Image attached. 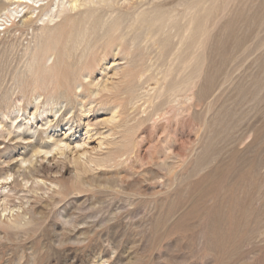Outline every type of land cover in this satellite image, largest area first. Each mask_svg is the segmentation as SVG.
Wrapping results in <instances>:
<instances>
[{
  "label": "rangeland",
  "instance_id": "374dc122",
  "mask_svg": "<svg viewBox=\"0 0 264 264\" xmlns=\"http://www.w3.org/2000/svg\"><path fill=\"white\" fill-rule=\"evenodd\" d=\"M36 1L0 0V38L25 45L32 27L87 9L103 26L68 67L66 95L54 84L47 104L39 89L37 110L36 93L12 95L0 176L4 155L14 164L50 135L114 159L81 181L64 160L39 174L50 189L1 183L0 264H264V0H188L193 28L178 0L170 19H154L148 0ZM29 12L43 22L21 27Z\"/></svg>",
  "mask_w": 264,
  "mask_h": 264
},
{
  "label": "bare ground",
  "instance_id": "6f19581e",
  "mask_svg": "<svg viewBox=\"0 0 264 264\" xmlns=\"http://www.w3.org/2000/svg\"><path fill=\"white\" fill-rule=\"evenodd\" d=\"M77 1L78 0H71V7L76 8ZM170 1L172 2V0H148L149 7L146 10L156 13L154 19L163 18L164 16L170 19L174 16L173 13L175 11L173 6H169V4H171ZM37 2L38 1L35 3ZM86 2H88V0ZM177 2L185 5V11L190 13L189 27H196L194 4L187 3L188 0H178ZM144 15L147 14L143 13L141 15V20L145 18ZM61 20V22L54 26L42 23L44 25L32 27V31L35 30L36 32L34 31V34L31 35V39L28 40L25 45L20 42L19 37H13L10 40L0 38V136L4 137L6 135H11V131L5 128L4 118L9 117L11 114L18 115L20 110V100H18V104L14 106H11L10 103L11 97L16 91L20 92L22 96L26 94L34 95L36 93L34 97V109L36 110L39 104L37 98L39 89L44 88L48 90L46 103L58 93L54 84L62 86V90L59 92L61 96L68 93L70 89L68 76L66 75L69 69L68 67L76 64L84 56L85 49L91 45L92 40L96 39L97 30L103 26L102 15L97 13V8L85 10L82 16L74 17L70 15L65 16ZM37 21L43 22L41 14L32 18L31 12H29L23 15L19 23L21 27H23L30 26L33 22ZM114 23L115 21L113 24ZM107 28L109 29L111 27L107 26ZM30 42L33 44L31 45ZM185 49L187 48L185 47ZM48 52H52L51 54L54 55L53 61L50 64H48ZM58 75L63 79L62 82L56 80V76ZM181 90L184 89H179V91ZM176 93L177 91H173L170 95L175 96ZM32 115H34L33 112ZM110 118L114 119L115 113ZM102 122H105V120ZM98 123H100V121L97 119L87 123V132L90 133L92 127H95ZM17 128L20 131L21 126L19 125ZM53 137V135H50V142L45 145L36 146L35 144H31L30 153L19 155V158L16 159L14 164H11V161L15 159L12 155H4L2 161L8 165L6 170L3 168L5 173H2L3 176H0V184L10 181L15 185H21L18 179L20 177L21 180L24 181L23 185L30 181V187H28V189L43 190L45 187L50 189L51 187H49V184H45V182H43L45 179L43 180L40 178L39 174L41 172H46L47 174L60 172L65 167L61 164L64 160H69L71 164L73 163V167L77 170L76 179L80 181L81 173L94 171L100 167L111 166L110 163L114 159L111 153L100 152L94 154L92 153L93 151L91 152V150L85 147L86 145L84 146L86 143L85 141L80 144H75V146L72 147L73 149L70 150L67 142L61 139H53ZM20 138L22 137L20 136ZM102 142H99V147L103 144ZM108 143L118 144L120 141L111 139L108 140ZM92 148L94 149V147ZM55 178L56 177L49 179L50 186L54 185L61 190ZM40 180L43 181L40 182ZM7 193L8 192H2V197L4 198L2 199L1 211L13 212V209H10V207L7 206L8 204L6 205L5 198L8 196ZM16 214L18 218L13 222V227L24 226L25 221L23 218L25 217L21 213Z\"/></svg>",
  "mask_w": 264,
  "mask_h": 264
}]
</instances>
